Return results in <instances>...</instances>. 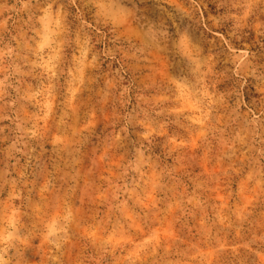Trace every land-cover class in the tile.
<instances>
[{
  "label": "rangeland",
  "instance_id": "rangeland-1",
  "mask_svg": "<svg viewBox=\"0 0 264 264\" xmlns=\"http://www.w3.org/2000/svg\"><path fill=\"white\" fill-rule=\"evenodd\" d=\"M0 264H264V0H0Z\"/></svg>",
  "mask_w": 264,
  "mask_h": 264
}]
</instances>
